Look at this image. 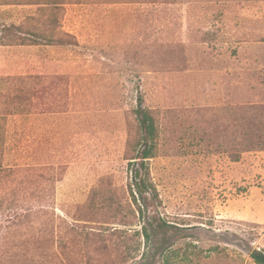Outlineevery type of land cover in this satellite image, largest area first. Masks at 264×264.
<instances>
[{
	"label": "rangeland",
	"instance_id": "rangeland-1",
	"mask_svg": "<svg viewBox=\"0 0 264 264\" xmlns=\"http://www.w3.org/2000/svg\"><path fill=\"white\" fill-rule=\"evenodd\" d=\"M4 1L0 24L71 37L0 47V74L34 92L6 126L7 163L33 171L1 185L0 264H256L264 0ZM140 105L157 126L145 161Z\"/></svg>",
	"mask_w": 264,
	"mask_h": 264
},
{
	"label": "trees",
	"instance_id": "trees-1",
	"mask_svg": "<svg viewBox=\"0 0 264 264\" xmlns=\"http://www.w3.org/2000/svg\"><path fill=\"white\" fill-rule=\"evenodd\" d=\"M10 1V0H7ZM48 3H42L40 10L57 11L59 10V0H46ZM2 2H6L2 0ZM2 4V3H0ZM2 5H17L5 3ZM48 6H52L49 8ZM2 13V12H0ZM0 14V19L3 18ZM39 20L34 16H28L21 23L4 22L0 24V47H23V46H53L67 44L66 38H70L69 33H62V37L54 38L52 35H47L46 31L39 29L36 25ZM57 19L51 17L50 24L56 25ZM72 45L73 43H69ZM32 75H8L0 74V190L1 185L10 178L25 179L29 173L33 171L31 165L8 164L6 160L7 153L12 151L11 145L8 144V135L6 131L7 121L10 117L27 116L32 106L31 97L34 92L31 90L29 81ZM45 89L43 90L44 93ZM140 129L145 134L146 139L143 141L145 146L142 151V160L145 161L152 156L153 143L157 137V126L153 116L140 105L137 110ZM23 139H17L18 144ZM227 152V151H225ZM234 162H239L241 155L232 153ZM140 177V182L137 183L138 191L142 194L146 191V182L142 179L141 172L136 173ZM22 183V182H21ZM15 209V208H14ZM19 213H13L11 217L18 216ZM144 236H147L144 228ZM251 258L256 264H264V252L253 251ZM168 264V260L164 262Z\"/></svg>",
	"mask_w": 264,
	"mask_h": 264
}]
</instances>
